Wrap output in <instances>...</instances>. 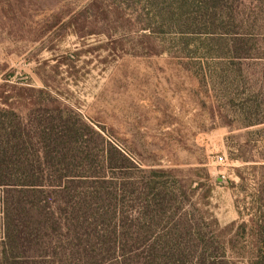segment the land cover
<instances>
[{
	"label": "trees",
	"instance_id": "obj_1",
	"mask_svg": "<svg viewBox=\"0 0 264 264\" xmlns=\"http://www.w3.org/2000/svg\"><path fill=\"white\" fill-rule=\"evenodd\" d=\"M106 1L91 0L105 21L111 14ZM155 1V18L142 21L141 42L152 43V25L158 23L177 30L185 52L189 37L231 34L240 17L239 0ZM121 7L112 9L117 20L126 16ZM241 41L233 39L236 58L246 56ZM175 60L195 71L188 59ZM216 60L226 63H215L209 77L191 71L211 102L212 128H256L257 139L238 142L233 153L249 166L237 170L241 182L231 189L243 188L244 170L256 178L249 206L235 200L241 222L221 228L211 213L213 189L204 161L190 175L143 169L46 90H28L25 118L0 92V188L7 214L0 264H264V92L251 87L229 118L214 92H230L226 100L234 102L246 59ZM49 98L51 107L45 105ZM200 177L205 182L193 185Z\"/></svg>",
	"mask_w": 264,
	"mask_h": 264
},
{
	"label": "rangeland",
	"instance_id": "obj_2",
	"mask_svg": "<svg viewBox=\"0 0 264 264\" xmlns=\"http://www.w3.org/2000/svg\"><path fill=\"white\" fill-rule=\"evenodd\" d=\"M237 3L240 17L229 28L231 34L193 35L185 52L177 30H165L158 23L152 25V43L141 42L142 21L149 15L155 18V0H107L111 14L106 21L91 7V0H0L2 99L19 107L25 118L28 90L44 89L143 169L190 175V168L204 161L213 189L211 213L221 228L241 222L235 200L249 206L256 178L244 170L243 188L231 189V183L241 182L237 170L249 166L235 160L233 153L238 142L257 139L256 128L239 129L236 124L212 128L211 102L191 73L209 77L215 63H226L216 59H246L240 91L232 93L234 102L226 100L230 92H214L220 110L229 118L251 95V87L264 92V0ZM120 5L126 16L117 20L112 9ZM90 32L101 33L86 35ZM235 38L242 40L246 56L235 57ZM175 59H188L195 71ZM51 102L46 99L45 105L51 107ZM203 177L193 178V185L204 183ZM4 193L0 188V244L7 215ZM124 211L127 215V206ZM244 215L248 219L247 212Z\"/></svg>",
	"mask_w": 264,
	"mask_h": 264
},
{
	"label": "built area",
	"instance_id": "obj_3",
	"mask_svg": "<svg viewBox=\"0 0 264 264\" xmlns=\"http://www.w3.org/2000/svg\"><path fill=\"white\" fill-rule=\"evenodd\" d=\"M220 161H224V159L222 157L219 158Z\"/></svg>",
	"mask_w": 264,
	"mask_h": 264
}]
</instances>
